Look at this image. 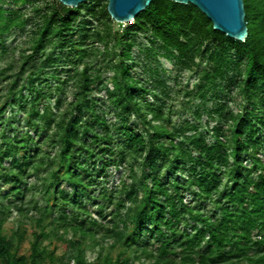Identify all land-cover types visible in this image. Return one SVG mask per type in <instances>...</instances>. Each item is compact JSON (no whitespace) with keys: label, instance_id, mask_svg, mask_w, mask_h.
Listing matches in <instances>:
<instances>
[{"label":"trees","instance_id":"16d2710c","mask_svg":"<svg viewBox=\"0 0 264 264\" xmlns=\"http://www.w3.org/2000/svg\"><path fill=\"white\" fill-rule=\"evenodd\" d=\"M96 1L101 0L71 9L57 0H0V36L11 27L36 26L10 90L11 103L23 112L29 130L0 140V212L10 213L13 205L21 222L33 227V240L29 253L22 254L23 224L6 233L1 218L0 264H132L130 251L133 260L152 264H264V0H244L245 42L215 31L193 5L170 0H154L134 25L115 31L108 3L99 9ZM139 32L148 35L140 50L150 55L159 43L181 67L202 72L199 87L212 94L215 114L225 122L208 129L213 143L198 125L187 120L177 127L162 107L145 102L142 93L149 90L139 88L131 61ZM112 39L121 49L112 60L122 82L115 77L110 84L122 94H108L111 122L92 97L103 81L87 60L99 52L96 43ZM49 48L82 63L81 71L57 67L48 73L45 68L58 59L48 55ZM36 58L41 64L31 68ZM233 62L238 69L244 66L238 80L246 106L237 117L225 114L227 103L219 91L224 88L220 81L233 84L226 76ZM64 72L77 79L72 100L60 97L58 81ZM50 79L56 82L55 92ZM8 104L0 107V125ZM194 115L200 118L198 112ZM120 166L129 171L128 180L114 191L98 183L101 178L108 182V169ZM164 168L180 179L164 182ZM40 173L45 174L41 185L28 188H40L43 204L19 205L28 190L25 179ZM91 202L95 212L88 208ZM68 231L72 237L65 239ZM60 233L75 251L73 258L57 256L43 245ZM100 234L102 240H112L111 248L120 244L125 250L115 259L108 255L102 262L100 257L89 262L84 248L88 242L102 246Z\"/></svg>","mask_w":264,"mask_h":264},{"label":"rangeland","instance_id":"374dc122","mask_svg":"<svg viewBox=\"0 0 264 264\" xmlns=\"http://www.w3.org/2000/svg\"><path fill=\"white\" fill-rule=\"evenodd\" d=\"M108 0H101L99 2L96 1V4L99 5V9H104ZM6 7V5L4 6ZM97 25L98 21L93 20L92 18H88ZM134 25L130 24H119L113 22L112 28L113 30H121L126 29L128 26ZM36 26L33 23H29L27 26L16 28L11 27L8 31L3 33L0 39V107H2L5 103H9L6 108V112L2 120H5L4 124L0 125V140L4 141V137H12L17 133H22L23 131L29 130L24 126V115L23 112L20 111L17 106H14L11 103V84L15 81L16 76L20 72L23 66L24 57L29 54V50L32 47V39L35 35ZM146 34L139 32L136 36L138 39V46L133 50L131 61L134 63V71L133 74L135 78L139 82L138 86L140 89H148V93H142L145 102L151 103L154 106L162 107L164 114L168 119V122L180 127L185 121H189L192 125H198L201 131L207 135L208 142L213 143L214 137L211 133H208V129H211L220 121L225 124L224 120L218 117L215 114V110L217 108L216 101L214 100L212 94L210 92L202 90L199 85L202 84V72H191L189 69L181 67V65L176 61V59L165 52V50L160 46L159 43L155 44L154 48L156 49L150 55L146 52L145 48L140 50L139 44H147ZM96 47L98 48V53L88 59L92 64L95 65V74L99 72L100 79L103 81V84L99 87L98 91H95L92 95L96 100H98V112L104 114L109 121L112 122L114 117V109L111 107L109 102H107L108 94H117L121 95L122 92L118 91L114 87L113 84H110V79L117 77L119 82H122L121 76L117 73L115 69V62L112 59H115L114 56L118 55L121 51L120 47L117 46L114 40H109L105 43H96ZM48 55L57 59V63L52 66H47L45 69L48 73L54 72V69L59 67L60 69H65L64 71H73L77 66L80 68L82 63L75 62V58L67 59L65 53L61 52L58 48H49L47 51ZM159 53V54H157ZM231 57L233 52L230 53ZM118 59V57H117ZM37 60V61H36ZM39 59L36 58L31 63V68H34L35 64L39 66L41 64ZM37 63H34V62ZM119 61V60H118ZM201 63H199L200 65ZM236 62H233V66L227 73V77L233 79V84H229L226 81H220L223 85V90H219L222 95L223 103H227V110H225V114L227 111L233 112L234 116L237 117L239 113H242L243 109L246 106V101L244 94L239 86V80L241 79L244 73V66L242 65L239 69L234 67ZM206 65V63H203ZM200 67V66H199ZM30 68H28L29 70ZM7 71L1 75L2 72ZM72 73V72H71ZM64 72L61 74L60 86V97L64 100H72L76 96L78 90L75 88L77 79L71 78L70 74ZM240 73V74H239ZM242 75V76H241ZM28 76H23V80H21L20 84L23 85L24 80L27 79ZM50 77V76H48ZM69 77V78H68ZM68 78L67 82L64 83V80ZM243 79V78H242ZM52 83V89L54 92L56 91V82L54 80H49ZM226 86V87H225ZM57 97L58 93H54ZM198 112L199 119L195 118V113ZM132 123H137V119L132 117ZM46 152H50L55 155L57 150H52L49 147H44ZM87 169V167H85ZM109 179L108 182L104 178L98 180V183L101 185H107L110 191H114L116 186L121 184V180H128L129 171L125 169V166L120 167H111L108 169ZM139 176L140 173L137 172ZM162 179L164 182L173 180L174 178L180 179V176H175L172 174V170L168 168H164L161 173ZM45 177L44 173H40L38 176H33V178L25 179L26 182L23 184L24 189H28L26 191L24 202H19V205H23L24 207H33L37 204L38 207H41L43 204V196L40 192V188L37 189H29L30 185L36 184L41 185L40 180ZM182 181L185 177L181 178ZM129 182V181H128ZM41 187V186H40ZM97 187V185H95ZM98 194V191L94 193V196ZM31 201V203H29ZM95 203V202H94ZM93 202L88 204V208L91 211L95 212L97 207ZM6 204V203H4ZM16 204V203H14ZM27 205V206H26ZM112 208V207H111ZM12 210L10 213H2L0 212V219L4 218L5 222L1 225L3 230L6 233L11 232L18 225L23 224V228L26 230L25 240L21 246V253L27 255L29 253V249L31 246V242L33 240L32 230L33 227L31 224L27 222L24 224L21 222V217L17 215L14 211V207L12 205ZM109 209L106 210V214L109 213ZM12 213V214H11ZM35 216V212H32ZM58 215L57 212L54 213L52 218H56ZM92 217L95 218V213L92 214ZM1 222V221H0ZM61 235L58 234V237L47 239L43 242V245L48 246L50 250H55L57 256L66 255L67 259L73 258L75 255V251L73 248L69 247L68 244L63 242V239L59 238ZM72 237L71 231L66 232L64 235L65 239H70ZM97 243L102 244V246L95 245V243L88 242L85 246V256L89 262L98 261L100 257V261H103V258L106 256H110L113 259L116 258L119 251H124V247L122 245H117L115 248H111L112 240L105 239L102 240L101 234L97 237ZM88 245V246H87ZM129 256L131 257L132 264H152V260L142 259L141 261L133 260L135 257L134 253L129 252Z\"/></svg>","mask_w":264,"mask_h":264},{"label":"water","instance_id":"95a60500","mask_svg":"<svg viewBox=\"0 0 264 264\" xmlns=\"http://www.w3.org/2000/svg\"><path fill=\"white\" fill-rule=\"evenodd\" d=\"M67 8L75 9L87 0H57ZM154 0H108L107 11L118 24L133 23ZM182 5H193L212 23L215 31L232 40L245 42L249 36L244 0H170Z\"/></svg>","mask_w":264,"mask_h":264}]
</instances>
